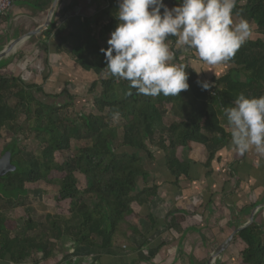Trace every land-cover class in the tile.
I'll list each match as a JSON object with an SVG mask.
<instances>
[{
  "label": "trees",
  "instance_id": "1",
  "mask_svg": "<svg viewBox=\"0 0 264 264\" xmlns=\"http://www.w3.org/2000/svg\"><path fill=\"white\" fill-rule=\"evenodd\" d=\"M32 1L42 10L51 4V0ZM107 1V21L97 32L87 20L74 16L53 20L43 32L46 36L56 33L58 50L70 45L81 66L98 76L90 89L96 93L93 110H78L72 99L62 103L41 100L36 93L41 86L4 73L23 53L0 62V156L10 150L15 165L0 176V258L9 255L15 264L37 252L41 256L34 257L33 264L49 259L63 236L83 246L112 248L122 233V223L130 213L137 214L133 203H150L157 195L145 163V157H153L152 148L165 153L168 168L178 180L189 177L191 163L181 157V151L193 144L203 145L211 163L231 144L222 109L233 106L241 92L264 95V0H240L233 10V15L258 25L256 32L262 37L249 38L226 62L233 67L231 71L213 78L208 82L211 87L204 90L200 83L204 80L197 78L187 62L189 88L168 97L139 95L128 81L108 73L100 49L108 47L116 27L118 3ZM78 2L71 0L64 11L74 10ZM163 4L167 6L166 0ZM160 11L163 13V7ZM5 131L25 138L33 134L39 151L27 143L19 145L18 139L6 145ZM58 154L64 158L59 160ZM80 175L85 177L84 186ZM141 177L146 181L142 189ZM40 182L58 186L54 200L59 210L46 212L43 218L35 215L26 187ZM18 209L23 215H18ZM184 219L173 216L177 231ZM237 241L246 244L240 264H264L263 212L237 235Z\"/></svg>",
  "mask_w": 264,
  "mask_h": 264
},
{
  "label": "crops",
  "instance_id": "2",
  "mask_svg": "<svg viewBox=\"0 0 264 264\" xmlns=\"http://www.w3.org/2000/svg\"><path fill=\"white\" fill-rule=\"evenodd\" d=\"M31 1L14 0L10 9L0 16V45L3 49L47 22L53 0L47 10L36 7ZM70 2L59 1L50 24L53 20L61 22L74 16L87 20L97 32L107 21V0H79L74 10L64 11ZM178 2L166 0L169 8ZM241 19L233 15L234 23ZM50 24L22 41L11 54L0 58L2 62L18 52L23 53L21 59H13L3 69L4 73L22 77L29 84H38L42 90L36 93L42 92L50 98L66 101L84 98L86 102L82 100L83 104H88L90 99L86 95L91 92L98 76L81 66L70 45L58 50L60 39L56 33L51 36L43 34ZM250 26V38H257L256 25L250 23ZM168 43L176 63L188 62L199 80L211 82L233 68L228 63L206 64L198 58L194 49L180 50L176 37L168 39ZM223 125L231 132L226 119ZM152 151L153 157H145V163L151 172L150 184L157 185V195L150 203H133L137 214L121 225L124 241L115 242L110 249H103L67 240L70 251L63 256L61 238L53 256L41 260L39 264H210L213 253L238 227L251 220L255 210V219L260 212H263L264 218V154L254 148L241 154L231 143L209 163L205 147L193 144L181 151V157L187 159L192 168L189 177L180 180L169 170L165 153L157 147H153ZM145 185L146 181L141 177L139 188ZM174 215L185 217L180 231L172 225ZM238 242L245 245L243 251L246 244L241 241L233 242L232 248ZM229 249L224 252L225 256ZM40 256L37 252L18 264H33V258ZM218 263L222 262L217 259ZM0 264L15 263L6 255L0 258Z\"/></svg>",
  "mask_w": 264,
  "mask_h": 264
},
{
  "label": "clouds",
  "instance_id": "3",
  "mask_svg": "<svg viewBox=\"0 0 264 264\" xmlns=\"http://www.w3.org/2000/svg\"><path fill=\"white\" fill-rule=\"evenodd\" d=\"M117 3L116 27L108 47L100 51L108 73L128 81L139 95L179 96L189 88L186 66L176 63L169 37L177 38L180 50L194 49L201 61L218 65L231 61L252 33L246 19L233 21L237 0H179L171 8L163 0ZM200 83L204 90L211 87L207 81ZM222 113L231 143L241 154L253 148L264 154V95L241 92Z\"/></svg>",
  "mask_w": 264,
  "mask_h": 264
},
{
  "label": "rangeland",
  "instance_id": "4",
  "mask_svg": "<svg viewBox=\"0 0 264 264\" xmlns=\"http://www.w3.org/2000/svg\"><path fill=\"white\" fill-rule=\"evenodd\" d=\"M256 37H261V34L257 33ZM37 95H38L39 99L45 100L48 102L49 101L50 102L55 101L57 103H62L63 101L64 102L66 101L62 98H59V99L50 98L48 95H46L42 92L41 93L37 92ZM95 95H96V93H91V92L86 95L87 99H90L88 104H83L82 100H84V98L83 99L77 98L74 101L75 108H77L78 110L84 109L86 111L93 110L94 107H93L92 102H93ZM89 96H91V98ZM23 118H25V117L23 116ZM28 126H29V122H26V128H28ZM30 126H31V124H30ZM5 134H6L8 140L12 139V135L8 131H5ZM24 139L25 140L23 141V144L27 143L29 145L30 149H34L36 151H39L38 143L34 139L33 134H32V136H30V138H24ZM115 142H116V144H119V140H116ZM128 149H130V148L128 147ZM181 154H183V153H181ZM57 157L59 160H62L64 158V155L58 154ZM80 178H81L80 184L82 186H84L85 185V177L80 175ZM26 187L28 188L30 202L32 203V206L35 208V215H38L41 218H43L46 212H56L57 211L58 208L56 205V201L54 200V197L56 196L58 186H53V185H49L45 182H40V183H27ZM17 212H18V214L23 215V211L21 209H18ZM132 216L133 215L130 213L128 215V218L131 219ZM62 238H63L62 239L63 241H62V245H61L62 246L61 251L63 252L62 255L64 256L70 251V246L66 245L67 244L66 241L68 240V241H71V243H72L75 240L69 236H63ZM123 238H124V236L121 233L115 239V242L116 243L118 241L123 242L124 241ZM244 247H245V245L238 242V245L236 247L232 248V246H231L230 249L228 248L230 251L228 250V252H226V256L224 255V253H222L219 256L220 258H218V260L222 263H225V264H240L241 263V250ZM66 264H70V263H66Z\"/></svg>",
  "mask_w": 264,
  "mask_h": 264
},
{
  "label": "water",
  "instance_id": "5",
  "mask_svg": "<svg viewBox=\"0 0 264 264\" xmlns=\"http://www.w3.org/2000/svg\"><path fill=\"white\" fill-rule=\"evenodd\" d=\"M59 1L60 0H53L50 11H49V18L45 24L41 25L36 30H33V31L25 34L24 36L10 42V44H8V46H6L3 50L0 51V58L11 54L14 50L17 49L18 45L22 41L28 39L29 37L33 36L34 34L40 32L45 27H47L52 20L53 11H54L56 5L59 3ZM256 29H258V25H256ZM261 37H262V35H261ZM11 155H12V152L10 150H7L0 156V176L4 175L6 172H8L10 170L15 169V165L11 162ZM263 207H261V208H263ZM255 215H256V210L254 211V214L252 215L251 220L248 221L247 223L241 225L240 227H238V229L213 253L210 264H217L218 257L222 253H224L232 245V243L235 241L237 235L244 228L248 227L250 224H252L255 221Z\"/></svg>",
  "mask_w": 264,
  "mask_h": 264
},
{
  "label": "built area",
  "instance_id": "6",
  "mask_svg": "<svg viewBox=\"0 0 264 264\" xmlns=\"http://www.w3.org/2000/svg\"><path fill=\"white\" fill-rule=\"evenodd\" d=\"M14 0H0V16L5 14L12 6Z\"/></svg>",
  "mask_w": 264,
  "mask_h": 264
},
{
  "label": "flooded vegetation",
  "instance_id": "7",
  "mask_svg": "<svg viewBox=\"0 0 264 264\" xmlns=\"http://www.w3.org/2000/svg\"><path fill=\"white\" fill-rule=\"evenodd\" d=\"M24 138H25V135H23L21 133L14 134V135H12V139L7 141L6 145L13 142L15 139H18L19 145H21L23 143V141L25 140Z\"/></svg>",
  "mask_w": 264,
  "mask_h": 264
}]
</instances>
